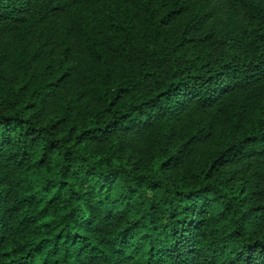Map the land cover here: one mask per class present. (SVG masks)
I'll list each match as a JSON object with an SVG mask.
<instances>
[{"label":"trees","instance_id":"trees-1","mask_svg":"<svg viewBox=\"0 0 264 264\" xmlns=\"http://www.w3.org/2000/svg\"><path fill=\"white\" fill-rule=\"evenodd\" d=\"M0 264H264V0H0Z\"/></svg>","mask_w":264,"mask_h":264}]
</instances>
